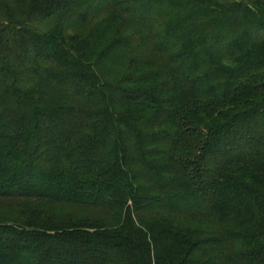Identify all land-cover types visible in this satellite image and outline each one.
<instances>
[{"label": "trees", "instance_id": "trees-1", "mask_svg": "<svg viewBox=\"0 0 264 264\" xmlns=\"http://www.w3.org/2000/svg\"><path fill=\"white\" fill-rule=\"evenodd\" d=\"M0 264H264V0H0Z\"/></svg>", "mask_w": 264, "mask_h": 264}]
</instances>
